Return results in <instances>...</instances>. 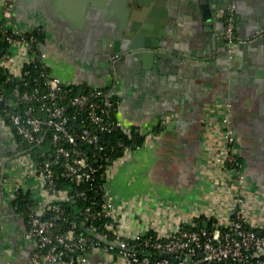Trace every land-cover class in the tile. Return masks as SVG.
<instances>
[{
    "label": "crops",
    "instance_id": "crops-1",
    "mask_svg": "<svg viewBox=\"0 0 264 264\" xmlns=\"http://www.w3.org/2000/svg\"><path fill=\"white\" fill-rule=\"evenodd\" d=\"M12 2L13 26L44 31L40 46L52 75L64 83L108 86L109 51L120 50V115L144 137L143 145L116 160L107 174L105 189L125 233H167L201 218L224 219L238 194L250 207L254 226H264V0ZM230 9L237 14L238 37H258L229 56L220 47L221 16ZM147 41L173 57L153 62L137 57L136 45ZM227 115L240 141L242 179L222 165L219 122ZM166 118L170 123L160 127ZM19 177L11 141L0 130L4 188ZM10 204L5 206L0 194V264H33L26 224ZM88 261L117 264L100 250Z\"/></svg>",
    "mask_w": 264,
    "mask_h": 264
},
{
    "label": "built area",
    "instance_id": "built-area-1",
    "mask_svg": "<svg viewBox=\"0 0 264 264\" xmlns=\"http://www.w3.org/2000/svg\"><path fill=\"white\" fill-rule=\"evenodd\" d=\"M0 6V39L3 36L9 44L7 54L0 55V70L8 74L5 82L17 83L10 90L0 85V130L11 141L20 170L18 181L11 186L6 184L5 190L16 216L26 224L25 238L33 244L35 264H89V254L97 250L111 256L117 264H264V226H254L251 209L240 194L232 198L226 218L204 220L213 221L212 229L191 221L167 233L152 229L125 233L116 219L106 182L97 181L100 169H105L107 180L109 168L119 159L97 155L104 151L103 136L117 131L129 138L133 136V130L120 115L122 83L116 70L111 71L113 80L108 86H89L73 93L77 85L62 82L50 71L48 55L35 33L41 28L18 30L13 26L12 0H1ZM221 17L227 50L233 53L247 41L236 33L234 9ZM121 57L118 53L111 55L110 65H116ZM30 65L40 72L34 85L27 80L29 73L25 68ZM169 121L166 118L158 125L165 127ZM219 123L223 169L242 179L238 163L242 157L240 141L228 115ZM85 146L95 148L97 154H89ZM120 146L125 147V153L132 150L124 144ZM98 160L107 165H99ZM25 166L27 172L23 171ZM84 184L85 188L73 190ZM35 185L42 189L43 199L35 192ZM89 191L100 192L102 197L84 208L85 219L106 222L105 235L92 228L87 231L89 236H103L105 245L79 234L80 217L68 213L63 206L76 197L85 199ZM147 250L157 258L139 255V251ZM165 253L171 259L162 258Z\"/></svg>",
    "mask_w": 264,
    "mask_h": 264
},
{
    "label": "trees",
    "instance_id": "trees-1",
    "mask_svg": "<svg viewBox=\"0 0 264 264\" xmlns=\"http://www.w3.org/2000/svg\"><path fill=\"white\" fill-rule=\"evenodd\" d=\"M39 32H35L38 35V38L40 39V43L44 40V31L42 29H38ZM27 37L29 38L30 35H27ZM36 44V43H35ZM9 50V44L7 43V41L4 39V37L2 36L0 39V55H5L7 54ZM26 72L29 73V75L27 76V80L31 82L32 85L35 84V80L40 76V72L39 69L35 66V65H30V66H26ZM7 72H5L4 70H0V85L4 86L5 89L10 90L13 86H16L17 83L16 82H5L6 78H7ZM86 89H88V86L86 84L84 85H79L76 86L75 88H73V93L79 92V91H85ZM103 141H102V145L104 147V151L101 154H97V151L95 148L92 147H88L85 146L84 149L88 151L89 154H97V155H102L105 158L106 157H110L112 159H117L120 158L124 155L125 153V147H121L120 144H124L126 147H130L131 149H137V147L142 146L144 143V137L140 135L139 131H137L136 129H133V136L132 138L127 137L126 135H124L122 132L117 131L111 134H105L103 136ZM99 161V165H107V162ZM241 164V159H239V162ZM97 181L99 183H104L106 182V171L104 168L100 169V171L97 174ZM87 185H82L80 187H75L73 188V190L75 191L80 190L85 188ZM75 194V192H74ZM102 197L100 192H93V191H89L87 192V196L85 199H81V198H77L75 199V203L73 202H69L64 204V208L66 209V211L70 214L79 216V220H78V225H79V234H82L84 236L87 237H92L95 241L101 243V245H105L103 242H101L99 239H97L96 237L93 236H89L88 233V229L92 228L94 230L97 231L98 234L100 235H105L104 232V224L106 222V220L104 219H98V220H86L84 217V208L87 206H90L92 204V202L95 199H100ZM94 210H96L95 207H93ZM82 215L80 216L79 214ZM203 221L204 219H198L196 222L200 223V225H203ZM213 221L211 220L209 222V228L212 229L213 226ZM187 228V227H185ZM135 245V243H132L131 246ZM142 249H144V247H141ZM145 250V249H144ZM115 251H117V248H115ZM149 255L151 258L156 259L157 256L154 255V253L150 250H147V252H143V251H139V255L143 256V254ZM171 259V258H170Z\"/></svg>",
    "mask_w": 264,
    "mask_h": 264
},
{
    "label": "water",
    "instance_id": "water-1",
    "mask_svg": "<svg viewBox=\"0 0 264 264\" xmlns=\"http://www.w3.org/2000/svg\"><path fill=\"white\" fill-rule=\"evenodd\" d=\"M224 32V31H223ZM224 34V33H223ZM256 37H258V36H249V37H247V39H245L247 42H251L254 38H256ZM225 39V38H224ZM225 42H223L222 44H223V47H220V51H224V52H226V54L228 53L229 54V56H230V54H232V53H230L228 50H227V46H226V40H224ZM246 42V43H247ZM108 46H112V48L114 47V45H115V43H113L112 42V40L110 41V42H108ZM244 44V43H243ZM240 45H242V44H240ZM239 45V46H240ZM137 47H140L139 49H141V50H139L138 52H136L137 53V57H143V59H148L149 61H154L155 59H156V57H161V58H166V59H169V58H172L173 57V54H171V52L169 51V49H165V50H163V51H159L158 50V47L159 46H157L156 44H153V43H150L149 41H147L146 43H145V45H143L142 47L141 46H138V45H136ZM120 50H119V48H117V46H116V48L115 49H113V50H110L109 52H111V55H114V54H117L118 52H119ZM118 64V63H117ZM117 64L116 65H114L113 67L110 65V62H109V64L107 65V68H106V70L109 72V73H111V71H113L114 69L115 70H117ZM73 203H75V201H73ZM12 209H13V213L15 214V215H17V213H16V210L12 207ZM203 227L204 228H208L209 227V222L208 221H204L203 222ZM93 237H96L97 239H99L100 241H102V242H104V243H107V240H105L102 236H100V235H96L95 233H93V234H91ZM203 255L201 254L200 255V257H202ZM161 257L162 258H170L171 256L169 255V254H163V255H161ZM0 260H1V258H0ZM188 260L189 261H191V258H188ZM32 261H33V258H32ZM9 264H11L10 262H8ZM7 262L5 263V264H8ZM178 262L177 261H175L174 262V264H177ZM33 264H35L34 262H33Z\"/></svg>",
    "mask_w": 264,
    "mask_h": 264
},
{
    "label": "flooded vegetation",
    "instance_id": "flooded-vegetation-1",
    "mask_svg": "<svg viewBox=\"0 0 264 264\" xmlns=\"http://www.w3.org/2000/svg\"><path fill=\"white\" fill-rule=\"evenodd\" d=\"M122 58V57H121ZM2 176V175H1ZM1 178H0V194L2 195V199H3V203L5 204V206L9 207V197L7 196V192H5V188H4V183L1 182ZM8 198V199H7ZM12 203V202H11ZM11 205V204H10ZM13 206V204L11 205Z\"/></svg>",
    "mask_w": 264,
    "mask_h": 264
},
{
    "label": "rangeland",
    "instance_id": "rangeland-1",
    "mask_svg": "<svg viewBox=\"0 0 264 264\" xmlns=\"http://www.w3.org/2000/svg\"><path fill=\"white\" fill-rule=\"evenodd\" d=\"M23 171L27 172V170H26V166L24 167V170H23ZM34 188H35V192H36L37 194H39L40 199H43V197H42V189L40 188V186H39V185H35ZM13 189H14V188H13ZM25 189H26V188H25Z\"/></svg>",
    "mask_w": 264,
    "mask_h": 264
}]
</instances>
